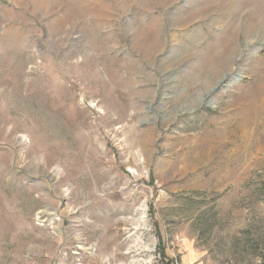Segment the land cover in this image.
Masks as SVG:
<instances>
[{
	"label": "rangeland",
	"instance_id": "374dc122",
	"mask_svg": "<svg viewBox=\"0 0 264 264\" xmlns=\"http://www.w3.org/2000/svg\"><path fill=\"white\" fill-rule=\"evenodd\" d=\"M0 264H264V0H0Z\"/></svg>",
	"mask_w": 264,
	"mask_h": 264
}]
</instances>
